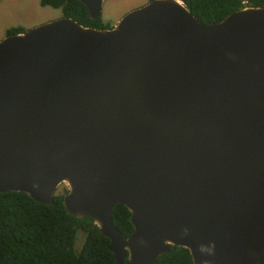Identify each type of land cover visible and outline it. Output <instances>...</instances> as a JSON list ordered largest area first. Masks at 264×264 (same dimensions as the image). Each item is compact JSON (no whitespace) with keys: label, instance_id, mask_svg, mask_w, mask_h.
Instances as JSON below:
<instances>
[{"label":"water","instance_id":"95a60500","mask_svg":"<svg viewBox=\"0 0 264 264\" xmlns=\"http://www.w3.org/2000/svg\"><path fill=\"white\" fill-rule=\"evenodd\" d=\"M76 1L99 17L103 0ZM186 1L0 39V193L49 204L62 186L114 264H154L169 245L191 264H264V5L203 24Z\"/></svg>","mask_w":264,"mask_h":264},{"label":"trees","instance_id":"16d2710c","mask_svg":"<svg viewBox=\"0 0 264 264\" xmlns=\"http://www.w3.org/2000/svg\"><path fill=\"white\" fill-rule=\"evenodd\" d=\"M246 6L264 5V0H245ZM241 0H187L186 7L200 23L222 20L242 8ZM40 6L58 8L61 17L91 28H109L99 17L91 20L76 0H39ZM9 28L5 35L21 32ZM63 187L51 197L49 204L35 202L23 192L0 193V264H114L107 249L108 239L102 236L88 217H76L65 211ZM129 212L120 203L113 206L110 220L124 239L131 231ZM77 230L84 232L80 249L74 248ZM154 264H191L186 249L169 245Z\"/></svg>","mask_w":264,"mask_h":264},{"label":"rangeland","instance_id":"374dc122","mask_svg":"<svg viewBox=\"0 0 264 264\" xmlns=\"http://www.w3.org/2000/svg\"><path fill=\"white\" fill-rule=\"evenodd\" d=\"M39 0H0V39L9 28L21 27L30 29L39 24L61 18L58 8L40 6ZM148 0H103L100 6L99 19L109 26L114 25L129 10L145 4ZM62 186L56 190L60 192ZM84 232L77 230L74 248L80 249Z\"/></svg>","mask_w":264,"mask_h":264},{"label":"clouds","instance_id":"9594fccd","mask_svg":"<svg viewBox=\"0 0 264 264\" xmlns=\"http://www.w3.org/2000/svg\"><path fill=\"white\" fill-rule=\"evenodd\" d=\"M188 233V229L185 228L184 229V234L186 235ZM199 252L202 254V255H206V256H210V255H213L214 254V250H215V242L214 241H211L207 244H200L199 245ZM201 264H209V261L208 259H203Z\"/></svg>","mask_w":264,"mask_h":264},{"label":"built area","instance_id":"2783aa9c","mask_svg":"<svg viewBox=\"0 0 264 264\" xmlns=\"http://www.w3.org/2000/svg\"><path fill=\"white\" fill-rule=\"evenodd\" d=\"M240 4H241L242 7H245L246 6V1L245 0H241Z\"/></svg>","mask_w":264,"mask_h":264},{"label":"flooded vegetation","instance_id":"af4514ba","mask_svg":"<svg viewBox=\"0 0 264 264\" xmlns=\"http://www.w3.org/2000/svg\"><path fill=\"white\" fill-rule=\"evenodd\" d=\"M109 27H111V26H109Z\"/></svg>","mask_w":264,"mask_h":264}]
</instances>
